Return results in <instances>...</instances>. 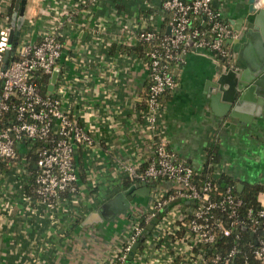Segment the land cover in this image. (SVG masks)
Instances as JSON below:
<instances>
[{"label":"built area","instance_id":"1","mask_svg":"<svg viewBox=\"0 0 264 264\" xmlns=\"http://www.w3.org/2000/svg\"><path fill=\"white\" fill-rule=\"evenodd\" d=\"M101 1L80 0L81 8L65 10L51 30L36 40L18 39L10 44L13 25L8 13L0 30V161L13 160L9 169L0 166V179L9 176L17 182L14 175L24 170L21 183L35 212L45 208L54 214L63 209L64 197L76 192L80 178L76 155L99 146L64 96L69 86L65 38L85 24L86 12L99 10L91 27L92 45L98 46L105 33L124 45H148L141 56L149 71L144 110L153 127L163 105L161 97L177 86L174 69L185 61L188 51L209 50L225 66L232 61L229 40L238 31L224 19L213 0H110L107 13L98 8ZM133 1H137L136 7L130 4ZM120 3L127 9L119 7ZM256 3L262 6L264 0ZM12 50L14 55L11 58L9 53L5 66L6 53ZM57 66L60 73L54 89L40 90L38 81L48 78L44 83L48 87ZM36 141L37 154L33 155L30 151ZM207 155L209 159V152ZM32 163L34 168L30 167ZM146 163L144 168L138 163L122 165L125 177L133 183H154L145 208L142 210L141 203L134 200L124 214L127 231L107 264H239L237 257L243 251L245 255L250 253L252 264H264V189L257 194L259 205L242 211L244 199L232 185L218 188L213 174L222 172L219 166L204 176V169L177 157L163 139L153 142V153ZM156 217L154 226L130 256L133 244ZM240 227L251 232L244 243ZM234 230L232 246L207 253L219 233L227 235ZM29 248L36 252L34 247Z\"/></svg>","mask_w":264,"mask_h":264},{"label":"crops","instance_id":"2","mask_svg":"<svg viewBox=\"0 0 264 264\" xmlns=\"http://www.w3.org/2000/svg\"><path fill=\"white\" fill-rule=\"evenodd\" d=\"M60 1L27 0L19 40H36L50 31L60 19L61 15L52 11ZM136 3L130 4L136 7ZM14 5L15 0H0V30ZM80 6V0L67 2L70 10ZM110 7V0H102L98 8L107 13ZM216 7L224 19H237L246 13L248 0H217ZM98 11L86 12L85 24L65 38L69 86L64 96L99 146L76 155L80 171L77 190L64 197L63 209L54 214L45 208L33 210L28 190L21 183L24 170L18 177L14 175L17 182L9 176L0 179V264H107L127 231L126 216L88 226L78 224V219L98 208L105 197L125 189L122 165L146 163L153 142L160 139L177 157L198 169L204 168L209 148L216 146L219 161L215 165L237 180L239 190L246 183H264V115L245 124L237 118L225 121L211 106L207 87L228 66L221 65L209 50L188 51L185 61L175 68L177 86L161 99L163 105L153 127L144 110L148 65L138 53L124 50V44L110 34L105 33L98 46L90 43ZM229 45L232 65L237 52L233 43ZM138 196L134 200L141 207L148 197ZM106 232H112V237ZM89 234L95 241L90 248L85 244Z\"/></svg>","mask_w":264,"mask_h":264},{"label":"water","instance_id":"3","mask_svg":"<svg viewBox=\"0 0 264 264\" xmlns=\"http://www.w3.org/2000/svg\"><path fill=\"white\" fill-rule=\"evenodd\" d=\"M257 0H248V9L237 19L226 17L238 35L229 40L233 50L237 52L235 62L221 70L208 86L211 106L215 113L225 121L237 118L241 123L251 121L255 116L264 115V5L257 6ZM216 6L217 0H213ZM27 0H15L12 13V25L9 43L18 42L25 21ZM14 50L6 53L4 65L7 66ZM60 73L57 66L49 80L48 88L53 90ZM231 122V121H230ZM236 124V123H233ZM152 181V180H151ZM243 184H241L242 186ZM151 186L148 182H136L123 190H119L103 201L98 208L90 211L83 224L89 225L104 220H113L121 214H126L136 195H149ZM157 217L147 224V228L136 241L130 256L134 253L140 241L154 226Z\"/></svg>","mask_w":264,"mask_h":264},{"label":"trees","instance_id":"4","mask_svg":"<svg viewBox=\"0 0 264 264\" xmlns=\"http://www.w3.org/2000/svg\"><path fill=\"white\" fill-rule=\"evenodd\" d=\"M123 7L124 4L120 3L119 7ZM8 14H12V6L9 8ZM147 44H145V42L142 43H138L137 45H122L124 50H128V51H134L136 53H138L140 56H142L145 53V50L147 48ZM174 73H175V69H174ZM175 77L177 79V75L175 73ZM48 80V78H44L38 81V87L40 90L42 91H46L47 90V85H45L44 83ZM171 90H168L164 93V95H167ZM146 93V91H145ZM147 94V93H146ZM161 97V99H163V96ZM38 142L36 141L35 143V147L33 150L30 151V153H32L33 155L37 154V151H35L36 148H38ZM209 152V159L208 161L205 163L204 165V171L202 172L205 175H211L213 173V169L215 166V163H217V161H219V154H218V149L216 146H211L208 150ZM21 155V154H20ZM19 155V156H20ZM19 156L17 158H19ZM16 159V158H15ZM13 163V160H7V161H0V166H2L3 168L9 169L11 167V164ZM147 163H144L142 165V168H144L146 166ZM31 168H34L33 163L30 164ZM213 178L216 181V184L218 185V188L220 190L225 189L227 186L232 185L233 186V190L234 192H236L237 194H239L243 199H244V205L242 206V211H244L246 208H248L249 206H254L257 207L259 205L258 201H257V194L264 189V183H246L245 186L242 188V190L238 189L237 186V180L232 177L231 175H229L228 173L225 172H221L220 174H213ZM133 183V181L131 179H129L128 177H124V186L125 188H127L129 185H131ZM154 182L150 183V185H153ZM30 192V189H29ZM116 193V192H114ZM110 194V197L114 194ZM84 217L79 218L78 222L79 224H82ZM235 231H233V233L231 234H227V235H223L222 233H219L218 236V241L211 247L208 246L207 247V253H211V251L215 248L218 249H227L230 246L233 245L234 243V239H235ZM240 233L242 234V243L244 239H248L249 237H251V232L243 229V228H239ZM245 249H247V246H245ZM244 249V250H245ZM244 252V251H243ZM241 252L238 257L237 260H239V264H252L253 258L251 257L250 253L245 255V253ZM249 260V262H245Z\"/></svg>","mask_w":264,"mask_h":264},{"label":"rangeland","instance_id":"5","mask_svg":"<svg viewBox=\"0 0 264 264\" xmlns=\"http://www.w3.org/2000/svg\"><path fill=\"white\" fill-rule=\"evenodd\" d=\"M67 2H68V0H61L60 3H58L56 6L52 7V11H53L55 14H60V15H62L63 12H64L65 10L68 9V7H67ZM160 13L163 14L164 11H163V10H160ZM143 197H144V196H138V198H143ZM145 206H146V204H143L140 208L143 210V209L145 208ZM120 216H121V217H125L124 214H121ZM107 221H110V220H107ZM87 226H88V225H87ZM87 226H86V227H87ZM114 229H116V227H114ZM106 235H107V237H112V232H106ZM91 237H92V235L89 234V235H88V243L85 242V244L88 245L89 248H90V246H91L93 243H95V241H94L93 239H91Z\"/></svg>","mask_w":264,"mask_h":264}]
</instances>
